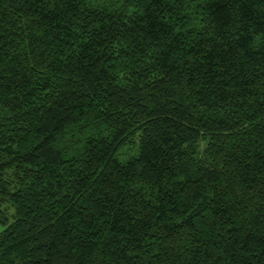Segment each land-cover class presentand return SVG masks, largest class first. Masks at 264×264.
Wrapping results in <instances>:
<instances>
[{"label": "trees", "instance_id": "1", "mask_svg": "<svg viewBox=\"0 0 264 264\" xmlns=\"http://www.w3.org/2000/svg\"><path fill=\"white\" fill-rule=\"evenodd\" d=\"M0 264H264V0H0Z\"/></svg>", "mask_w": 264, "mask_h": 264}, {"label": "rangeland", "instance_id": "2", "mask_svg": "<svg viewBox=\"0 0 264 264\" xmlns=\"http://www.w3.org/2000/svg\"><path fill=\"white\" fill-rule=\"evenodd\" d=\"M5 229V226L0 224V233Z\"/></svg>", "mask_w": 264, "mask_h": 264}]
</instances>
